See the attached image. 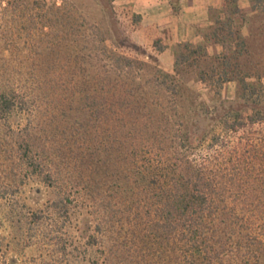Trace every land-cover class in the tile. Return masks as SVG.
<instances>
[{
	"label": "trees",
	"instance_id": "trees-1",
	"mask_svg": "<svg viewBox=\"0 0 264 264\" xmlns=\"http://www.w3.org/2000/svg\"><path fill=\"white\" fill-rule=\"evenodd\" d=\"M95 2L90 20L70 0H0L6 233L62 264H264V69L247 15L223 0L233 16L217 17L222 51L207 56L160 32L140 42L155 28ZM191 58L213 106L180 73Z\"/></svg>",
	"mask_w": 264,
	"mask_h": 264
},
{
	"label": "rangeland",
	"instance_id": "rangeland-1",
	"mask_svg": "<svg viewBox=\"0 0 264 264\" xmlns=\"http://www.w3.org/2000/svg\"><path fill=\"white\" fill-rule=\"evenodd\" d=\"M48 2L56 1L57 3H61V0H47ZM73 2L75 8H79L81 11L83 10L84 14H87L90 20H96L97 18H101L102 15L100 13L99 7L95 0H70ZM246 4V1H244ZM247 3L250 6V10L246 14L248 21L244 22L242 26V33L246 37L247 41L252 46L253 56L252 58L260 59V64L257 67L264 69V12L261 11H253L251 7V1L247 0ZM112 4L117 7H123L129 10L131 6L129 3H124L121 0H113ZM231 3L224 9L225 13L218 16L219 20H225L233 16L231 14ZM128 10V11H129ZM230 15V16H229ZM145 26V25H144ZM216 24L214 25V27ZM151 27V26H145ZM237 28V24L233 23L232 30L234 31ZM152 31L138 29L136 32V38L140 41H151L152 38L158 33V30L151 28ZM164 37L166 34L160 32ZM167 38V37H166ZM170 39V38H169ZM236 40L234 39L233 43ZM207 56H212V54H208ZM245 57V56H243ZM175 57L172 55H168V60L170 63L174 60ZM205 64L204 59L200 58L199 60ZM192 62V58L187 62V64L183 63L180 65L179 70L180 73L184 76L187 85L189 88L196 93V97L198 100H205L209 106H213L215 101L210 100L209 96L211 94L207 93V88L204 86L203 83L196 79V67L190 65ZM206 63H209L207 60ZM194 64V63H193ZM243 70H250L249 68H245ZM261 81L264 83V74L262 75ZM237 94V83L236 81L230 80L224 83L222 88V97L225 100L234 99ZM31 192V190H29ZM31 195L32 192L30 193ZM46 198V197H44ZM29 204H32V200L29 201ZM28 204V205H29ZM27 207H24V211L27 212ZM8 230V229H7ZM3 221L0 219V237L5 238L7 236V241L4 239L2 244L0 245V264H62L53 260L47 253V251L42 250L41 248L34 245L31 239H29L26 235H23V229H19L16 233L8 235ZM9 240V241H8ZM8 242H10L7 245ZM5 255V263L4 258L2 257ZM76 264H90L85 259H80V261Z\"/></svg>",
	"mask_w": 264,
	"mask_h": 264
},
{
	"label": "crops",
	"instance_id": "crops-1",
	"mask_svg": "<svg viewBox=\"0 0 264 264\" xmlns=\"http://www.w3.org/2000/svg\"><path fill=\"white\" fill-rule=\"evenodd\" d=\"M129 3L145 26L169 35L174 43L203 45L208 54L221 53L222 45L211 35L217 17L225 7L223 0H121ZM246 1V4L245 2ZM243 13L251 8L247 0H237Z\"/></svg>",
	"mask_w": 264,
	"mask_h": 264
}]
</instances>
